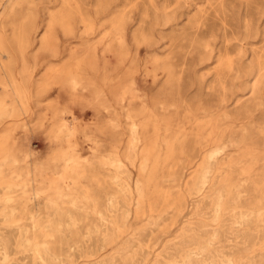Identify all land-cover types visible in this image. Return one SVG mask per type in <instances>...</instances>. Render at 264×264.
Instances as JSON below:
<instances>
[{
  "label": "rangeland",
  "instance_id": "obj_1",
  "mask_svg": "<svg viewBox=\"0 0 264 264\" xmlns=\"http://www.w3.org/2000/svg\"><path fill=\"white\" fill-rule=\"evenodd\" d=\"M0 59V264H264V0H0Z\"/></svg>",
  "mask_w": 264,
  "mask_h": 264
},
{
  "label": "bare ground",
  "instance_id": "obj_2",
  "mask_svg": "<svg viewBox=\"0 0 264 264\" xmlns=\"http://www.w3.org/2000/svg\"><path fill=\"white\" fill-rule=\"evenodd\" d=\"M22 30H23V29H22ZM0 60H1V59H0ZM4 86H5V85H4ZM11 88H12V87H11ZM5 89H6V87H5ZM15 90H16V89H15ZM16 92H17V91H16ZM6 94H7V93H6ZM27 95H28V94H27ZM19 98H20V97H19ZM19 102H20V101H19ZM21 105H22V104H21ZM24 119H25V118H24ZM73 125H74V124H73ZM78 125H80V124H78ZM75 133H76V132H75ZM68 148H69V147H68ZM73 148H74V147H73ZM73 148H72V149H73ZM74 149H75V148H74ZM69 151H70V150H69ZM55 182H56V181H55ZM55 189L57 190V188H55ZM0 253L4 255L5 259H8L9 256H8L7 253L4 252L1 248H0ZM37 254H38V253H37ZM4 257H3V258H4ZM0 261H1V260H0Z\"/></svg>",
  "mask_w": 264,
  "mask_h": 264
}]
</instances>
